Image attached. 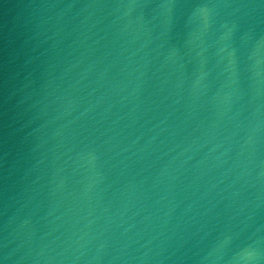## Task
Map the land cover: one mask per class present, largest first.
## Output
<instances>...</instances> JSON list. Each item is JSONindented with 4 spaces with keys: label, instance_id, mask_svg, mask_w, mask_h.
Returning a JSON list of instances; mask_svg holds the SVG:
<instances>
[{
    "label": "water",
    "instance_id": "95a60500",
    "mask_svg": "<svg viewBox=\"0 0 264 264\" xmlns=\"http://www.w3.org/2000/svg\"><path fill=\"white\" fill-rule=\"evenodd\" d=\"M0 264H264V0H0Z\"/></svg>",
    "mask_w": 264,
    "mask_h": 264
}]
</instances>
